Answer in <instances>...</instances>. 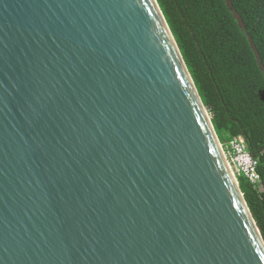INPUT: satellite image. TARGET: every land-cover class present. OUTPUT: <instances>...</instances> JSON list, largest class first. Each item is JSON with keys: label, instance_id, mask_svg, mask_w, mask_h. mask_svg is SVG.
<instances>
[{"label": "water", "instance_id": "1", "mask_svg": "<svg viewBox=\"0 0 264 264\" xmlns=\"http://www.w3.org/2000/svg\"><path fill=\"white\" fill-rule=\"evenodd\" d=\"M0 264H264L157 0H0Z\"/></svg>", "mask_w": 264, "mask_h": 264}, {"label": "trees", "instance_id": "2", "mask_svg": "<svg viewBox=\"0 0 264 264\" xmlns=\"http://www.w3.org/2000/svg\"><path fill=\"white\" fill-rule=\"evenodd\" d=\"M219 140L242 136L259 184L239 185L264 238V0H157ZM233 10L241 18L238 23Z\"/></svg>", "mask_w": 264, "mask_h": 264}, {"label": "built area", "instance_id": "3", "mask_svg": "<svg viewBox=\"0 0 264 264\" xmlns=\"http://www.w3.org/2000/svg\"><path fill=\"white\" fill-rule=\"evenodd\" d=\"M221 146L235 179L239 182V177L244 176L251 184H259L260 175L257 171V162L249 152L244 138L237 136L227 145L221 143Z\"/></svg>", "mask_w": 264, "mask_h": 264}]
</instances>
